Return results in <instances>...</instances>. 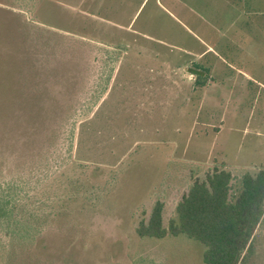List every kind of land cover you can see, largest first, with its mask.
Instances as JSON below:
<instances>
[{"label":"rangeland","instance_id":"rangeland-1","mask_svg":"<svg viewBox=\"0 0 264 264\" xmlns=\"http://www.w3.org/2000/svg\"><path fill=\"white\" fill-rule=\"evenodd\" d=\"M214 167H264V0H0V190L34 236L0 264H204L136 228Z\"/></svg>","mask_w":264,"mask_h":264},{"label":"trees","instance_id":"trees-1","mask_svg":"<svg viewBox=\"0 0 264 264\" xmlns=\"http://www.w3.org/2000/svg\"><path fill=\"white\" fill-rule=\"evenodd\" d=\"M233 181L229 170L214 167L204 180L193 181L167 226L164 204L157 201L147 221L139 222L137 235L156 239L185 235L205 247L204 264H249L254 233L264 220V167L243 173L235 189ZM18 202L10 187L0 190V234L11 242H27L34 236L18 216Z\"/></svg>","mask_w":264,"mask_h":264}]
</instances>
